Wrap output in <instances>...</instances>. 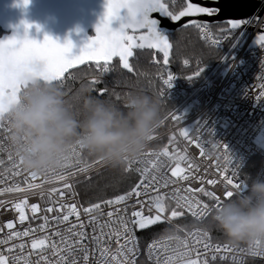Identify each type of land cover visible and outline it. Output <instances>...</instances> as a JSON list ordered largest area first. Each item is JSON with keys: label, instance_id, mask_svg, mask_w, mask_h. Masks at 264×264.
<instances>
[{"label": "built area", "instance_id": "built-area-1", "mask_svg": "<svg viewBox=\"0 0 264 264\" xmlns=\"http://www.w3.org/2000/svg\"><path fill=\"white\" fill-rule=\"evenodd\" d=\"M180 1V0H177ZM260 7H264V0H255ZM242 30L230 31L226 33H214L210 26L205 30L196 28L199 39L207 46L220 50V59L215 69L224 66V70L219 77H214L211 72L203 73L199 79L186 80L180 78L165 67L159 77V98L171 105L168 113V126L165 129L156 130L154 138L149 142L145 152L163 153L167 151L168 155H160L157 159L155 156L139 157L140 160H154L161 164L159 171H155L149 165V171L156 176L164 177L168 180L167 186H164L163 180L153 182L147 190V195L133 197L128 203L126 215L130 218L131 211L140 210V205L136 203L139 199L144 207L145 216L156 215L155 208L149 211V204L152 198L159 195L163 197V202L167 206V211L161 215V219L154 224L147 225L141 229L132 227V232L137 245L138 262L144 259L147 264H164L172 250L176 249L181 241L188 244L187 251L190 252V258L197 261V264H208L211 262H226L233 264H242L247 260H263L264 243L257 246L253 243L220 244L213 242L209 233L199 225L205 220L211 219V209L216 207V201L204 195L198 189L203 188L206 192H213L220 201L227 199L226 191L237 190L228 184V179L234 183L240 184V190L243 192L251 180L242 177V172L249 163V167L254 170L252 179H264V100L257 102L255 96L258 89L254 86L264 83V79H257L261 75V63L264 62V49L259 45L249 48L251 41L258 35L264 33V21L248 19L244 20ZM105 66L102 65L101 73ZM195 72V71H194ZM169 74L174 77L173 86L168 89L163 81L168 78ZM163 93V94H161ZM176 112L182 115L180 121H173L169 118L170 114ZM160 127V125H159ZM188 127L192 136L199 134L204 142V153L195 144H191L180 131ZM219 143L225 145L231 156L232 163L226 164L221 153H214L212 145ZM186 157V159H183ZM15 162V164H14ZM107 166L103 162L97 167L92 168L89 160L80 152H73V155L66 167L44 175L37 174L33 180L24 167L19 163L14 148L9 141V131L0 128V201L4 206H0V240H3L8 232L6 225L13 224L12 231L24 232L29 230V236L13 237L7 245L0 244V252L8 255L7 248L13 244L17 245L14 252L19 254V245L23 244L24 256L32 261L37 259L40 251H44L49 260L55 261L57 258L52 254L50 245L55 242L60 247V238L54 233H66L72 224L83 223L86 227L82 230L86 232L87 238L82 244L89 248V264H95V258H99V252L93 254V245L91 237L93 230L89 225L90 217L86 216L83 207L79 201L76 185L78 182L86 179L90 174L98 171L100 168ZM143 167L139 163L132 165L131 171L140 183V174L135 171L136 168ZM227 168V171H225ZM179 170L177 176H173L174 170ZM19 172V175L16 173ZM235 173V175H233ZM63 174L66 179L61 181L54 179L55 175ZM188 176V179H181V176ZM46 179H52L51 183L45 182ZM41 185L39 188L31 189L27 194L16 191H6L19 185L26 187L24 181ZM215 181L209 184L208 181ZM69 185L68 188L64 184ZM55 189L56 191H52ZM61 193L63 195H61ZM188 197L193 200H199L201 206L208 205L209 211L206 216L194 217L187 207L178 208L177 198ZM27 199L28 207L25 208V219L23 222L19 219L14 205L21 199ZM36 204L39 211L33 214L30 206ZM73 204L80 213V221H76L75 216H70L69 221L57 223L55 217L62 216L67 211L61 205ZM99 211L94 212L95 223L104 224L108 219L106 213L111 210L104 203H101ZM53 207L59 211L47 212V208ZM120 207H123L121 205ZM176 210L181 213L177 217L171 216V211ZM44 217H48L45 223ZM179 218H187L195 224L189 229H180L173 225V221ZM115 219V217L113 218ZM44 226L43 228L41 226ZM148 228L153 229L156 233L159 229L164 235L145 241L146 235L142 231ZM110 229L106 228L107 233ZM207 232L210 238L211 247L205 249L202 238L199 233ZM99 235V227H97ZM45 239L43 249H32V239ZM69 237L65 243H71ZM103 243L110 248L111 253H115L117 244L115 240L108 241L107 236L103 238ZM123 243V240H121ZM152 256L149 258V245H153ZM221 245L220 251H214L216 245ZM228 245L227 248L223 247ZM183 250V249H181ZM31 253V255H29ZM258 253V254H257ZM78 258V264H83L80 253H74ZM110 259V256H109Z\"/></svg>", "mask_w": 264, "mask_h": 264}, {"label": "snow or ice", "instance_id": "snow-or-ice-1", "mask_svg": "<svg viewBox=\"0 0 264 264\" xmlns=\"http://www.w3.org/2000/svg\"><path fill=\"white\" fill-rule=\"evenodd\" d=\"M29 0H22V4L27 6ZM176 0H173V4ZM217 9L201 7L198 4L190 2V0H182L180 10H170L166 0H106L105 12L102 21L97 25L95 31L96 36L88 41L83 48H81L78 55H71L72 43L66 41L64 45H60L49 36H45L42 42L31 40L27 36L28 28L32 25L25 24V35L22 39H18L16 36H12L5 40L0 41V128H4L9 131L8 123L6 120V114L11 107L17 101L18 95L23 86H25L30 79L39 78L49 85L57 84L54 82L60 81V78L64 75L67 69L73 68L76 65L83 64L86 61H103L105 65V71H108V63L113 57H119L120 64L123 69H127L128 72L133 71V67L129 63V57L133 55V47H148L157 48L164 52L165 58L168 56V49L170 47L168 35L165 31L160 28V20L152 18V13H159L162 17H167L171 21L175 22L180 20L181 17H194L203 15H214ZM113 21H119V27L113 28ZM232 29H237L241 24L247 23L242 20H233L228 22ZM189 24L195 25L202 31L205 30L206 26L201 25L198 21H189ZM131 29L133 32L137 30H144L138 39L130 35L128 30ZM39 30V29H37ZM255 43H257L262 49H264V34L257 36ZM187 63V62H186ZM39 66V70H37ZM99 66V64H98ZM203 67H198L191 76L187 77L188 80L199 77L203 72ZM261 75L257 79H264V62L261 63ZM174 77L169 74L168 78L163 81L164 85L171 89L173 86ZM90 86V85H88ZM258 89V94L255 96V100L260 102L264 100V83H260L254 86ZM63 92V84L60 83L58 87ZM103 91V90H101ZM163 94V93H161ZM169 118L173 121H180L183 119L182 115H178L176 112L170 114ZM181 135L188 140L189 143L195 144L201 149V153H204V142L201 140L199 134L192 136L187 129L181 130ZM154 136L151 138V140ZM214 153H221L226 164L232 163L231 156L225 145L215 143L212 145ZM160 155L167 156V151L163 153L156 152H143L140 157L143 156H155ZM186 159V157H183ZM19 163L21 164L20 160ZM139 163L143 167L135 169L140 174V183L133 186L129 191L122 195H117L113 199L103 201L108 206L109 210L107 220L104 224L97 225L95 223L94 212L99 211L101 208L100 204H92L90 207L83 209L86 216L90 217L89 225L92 227L93 236L91 237V243L93 245V254L98 251L99 258H95V264H137L135 259L137 255V245L135 237L132 232V227L145 228L147 225L154 224L161 219V215L167 211V206L163 202V197L157 195L152 198L149 204V211L154 207L156 215L145 216L143 214V203L137 199L136 203L140 205V210L131 211V217L129 218L127 213L128 201L135 197L142 195L141 189H143V195H147L148 188L153 182L163 180L164 186H167L168 180L162 176L158 177L155 174H151L149 171V165L155 171H159L161 164L154 160H140L136 159L125 164L124 171L132 170V165ZM15 164V162H14ZM68 163L64 166L66 167ZM25 172L31 176L33 180L37 178V174L24 169ZM227 171V168H225ZM179 170L172 172L173 176H177ZM19 175V172L16 173ZM235 175V173H233ZM181 179H188V176H181ZM54 179L65 180L66 177L63 174L55 175ZM45 182L51 183L52 179H46ZM228 184L232 185L233 188L239 189L240 184L234 183L232 179H228ZM26 187H20L19 185L14 188L6 189V191L23 192L27 194L31 189L39 188L41 185L33 184L24 181ZM209 184H214L215 181L209 180ZM65 188H68L67 183L64 184ZM52 191H56L53 189ZM203 192L204 195L210 199L216 201V207L221 205L219 197H216L213 192H206L203 188L198 189ZM61 195H63L61 193ZM232 192L226 191L225 196L231 197ZM176 204L178 208L187 207V210L194 216H206L209 208L208 205L204 204L201 206L199 200H193L188 197L177 198ZM123 205V207H120ZM0 206H4V202L0 201ZM28 207L27 199H21L14 205L16 212L19 214L21 222L25 219V208ZM62 208H66L67 211L62 216L57 215L55 220L57 223L61 221H69L70 216H75L76 221H80V213L77 207L73 204L61 205ZM30 210L33 214L39 211L36 204L30 206ZM45 211L53 212L59 211L53 207L47 208ZM181 215L176 210L171 211L172 217ZM115 217V219H113ZM45 223H47L48 217H44ZM9 232L7 236L0 240V244L7 245L10 240L19 238L21 236H29V230L24 232L12 231L13 224L11 222L6 225ZM44 227L43 225L41 226ZM86 227L82 222L78 224H72L66 233L56 232L55 236L60 238V247L53 242L49 247L52 254L57 258L54 262L49 260L47 254L44 251H40L37 259L32 261L28 257L24 256L23 249L24 245L20 244L19 254L14 252L17 245L13 244L7 248L8 255L0 252V264H78V258L74 253L82 254L83 264H89V248L87 245L82 244V241L87 238L86 232L82 229ZM97 227H99V235H97ZM110 230L105 233V229ZM107 236L108 241L115 240L117 249L115 253H111L110 248L103 243V238ZM71 237V243H65L68 238ZM199 238L203 239L205 249L211 247L210 238L207 232L199 233ZM45 239H32V249H43L45 245ZM123 240V243H121ZM253 243V242H252ZM257 246L261 243L260 241L254 242ZM251 244V243H250ZM153 245H149L148 255L149 258L152 256ZM188 244L186 241H181L176 249L172 250V254L167 257L164 264H197V261L190 258V252L187 251ZM223 247L227 248L228 245ZM183 249V250H181ZM221 245H216L214 251H220ZM258 254V253H257ZM31 255V253H29ZM110 256V259H109ZM159 264V261L157 262ZM203 264V262H201Z\"/></svg>", "mask_w": 264, "mask_h": 264}, {"label": "clouds", "instance_id": "clouds-1", "mask_svg": "<svg viewBox=\"0 0 264 264\" xmlns=\"http://www.w3.org/2000/svg\"><path fill=\"white\" fill-rule=\"evenodd\" d=\"M93 91L82 85L72 107L58 87L28 80L6 114L9 141L24 169L47 174L64 167L73 152L119 168L145 152L161 123L160 99L134 89L117 103ZM249 179L245 191H231L211 209L212 224L233 244L264 242V179Z\"/></svg>", "mask_w": 264, "mask_h": 264}, {"label": "trees", "instance_id": "trees-1", "mask_svg": "<svg viewBox=\"0 0 264 264\" xmlns=\"http://www.w3.org/2000/svg\"><path fill=\"white\" fill-rule=\"evenodd\" d=\"M170 10L179 11L182 0L173 4V0L167 2ZM226 25H211L213 32H221ZM3 32L0 29V36ZM91 35V31L89 32ZM169 49L167 64L164 63L165 54L157 48H136L129 59L133 67L132 72L123 69L119 60H115L108 66V71L101 73L102 65H87L80 69L70 72L64 80L63 93L69 106L78 104L79 90L82 85H90L93 95L100 98L111 97L115 102L120 103L123 97L131 90H143L149 95L159 98V77L165 67H168L180 78L192 75L198 67L206 69L205 73L211 72L217 66L220 59V50L205 45L197 36L196 28L190 27L179 29L172 34H167ZM153 57L158 64L152 62ZM187 62V63H186ZM57 83L59 87L60 83ZM103 90V91H101ZM160 99V98H159ZM161 119L166 116L170 104L161 100ZM163 121V119L161 120ZM168 123L161 122L158 131L165 129ZM89 162L97 163L98 159L87 158ZM251 161V159H250ZM242 172V177L250 181L254 175V170L249 167V163ZM124 166L113 168L106 166L90 174L86 179L78 182L76 191L79 201L83 208L90 207L92 204H101L103 201L113 199L117 195H122L129 191L137 183L136 176L131 171H124ZM206 230L213 242L231 243L219 230L212 224L211 219L205 220L199 225ZM153 229L148 228L142 231V235L152 233ZM242 244V243H240ZM137 264H147L144 259H140ZM209 264H231L225 262H211ZM242 264H264V261L247 260Z\"/></svg>", "mask_w": 264, "mask_h": 264}, {"label": "water", "instance_id": "water-1", "mask_svg": "<svg viewBox=\"0 0 264 264\" xmlns=\"http://www.w3.org/2000/svg\"><path fill=\"white\" fill-rule=\"evenodd\" d=\"M170 0H166V3ZM190 2L201 7L214 8L217 12L214 15H199L194 17H181L178 21H171L167 17L160 16L159 13H152L154 19L160 20V28L166 34H172L179 29L194 27L189 21H198L201 25H226L221 32L237 31L244 27L232 29L228 23L233 20L254 19L264 21V7H260L255 0H190ZM106 0H29L27 6L22 4V0H0V29L3 34L0 41L16 36L22 39L25 35V24L32 25L28 28L27 36L31 40L42 42L45 36H49L60 45L66 41H71V55H78L81 48L88 41L96 36V27L104 17ZM112 27L118 28L119 21H113ZM39 29V30H37ZM91 31V35L89 32ZM137 30H128L130 35L135 36ZM264 34V33H262ZM139 37V36H136ZM257 36L251 41L249 48H253ZM138 47H133L134 49ZM131 57H129L130 59ZM119 57H113L108 66ZM167 64V58L164 59ZM104 65L103 61H86L83 64L67 69L60 78L59 83L72 71L87 65ZM105 66V65H104ZM206 69L201 72L199 79ZM192 79V80H194ZM186 80L187 77H186Z\"/></svg>", "mask_w": 264, "mask_h": 264}, {"label": "rangeland", "instance_id": "rangeland-1", "mask_svg": "<svg viewBox=\"0 0 264 264\" xmlns=\"http://www.w3.org/2000/svg\"><path fill=\"white\" fill-rule=\"evenodd\" d=\"M246 20H248V19H246ZM254 20V19H253ZM211 29V28H210ZM212 30V29H211ZM239 30H242V28L241 29H239ZM238 31V30H237ZM230 32V31H229ZM196 33H197V30H196ZM215 33V32H214ZM218 33H226V32H218ZM217 33V34H218ZM197 36H198V34H197ZM199 37V36H198ZM152 62L153 63H155V64H158V62H157V59L155 58V57H153V60H152ZM222 70H224V66H219V67H217L216 69H215V71L213 72L214 74H215V76L214 77H219V75H220V73L222 72ZM170 109H171V105H170V108H169V110H168V112L166 113V116H164L162 119H163V121H161V122H164V123H166V121H167V117H168V113L170 112ZM161 119V120H162ZM167 123H168V121H167ZM158 129V128H157ZM185 129H187L188 130V127H185ZM180 133H181V131H180ZM102 161H98L97 163H92V162H90L91 163V165H92V168H94V167H98L99 165H100V163H101ZM106 167V166H105ZM104 168V167H103ZM100 169H102V168H100ZM97 171V170H96ZM95 172V171H94ZM173 225H175L176 227H179L180 229H189V228H192V227H194L195 226V224L194 223H192L189 219H187V218H179V219H177V220H174L173 221ZM162 235H164V232H162V230H158L156 233H148L147 235H146V238H145V241H147V240H149V239H153V238H157V237H159V236H162ZM216 243H218V242H216ZM220 244H233V243H220ZM236 245H240V244H236ZM253 261H257V260H253ZM259 261H264V253H263V260H259ZM226 263V262H225ZM209 264V263H208ZM231 264H233V263H231Z\"/></svg>", "mask_w": 264, "mask_h": 264}, {"label": "flooded vegetation", "instance_id": "flooded-vegetation-1", "mask_svg": "<svg viewBox=\"0 0 264 264\" xmlns=\"http://www.w3.org/2000/svg\"><path fill=\"white\" fill-rule=\"evenodd\" d=\"M143 33H144V32H138V33L135 34V37H136V36H140V35L143 34ZM136 38L138 39V37H136Z\"/></svg>", "mask_w": 264, "mask_h": 264}, {"label": "bare ground", "instance_id": "bare-ground-1", "mask_svg": "<svg viewBox=\"0 0 264 264\" xmlns=\"http://www.w3.org/2000/svg\"><path fill=\"white\" fill-rule=\"evenodd\" d=\"M259 4V3H258ZM260 6V5H259Z\"/></svg>", "mask_w": 264, "mask_h": 264}]
</instances>
